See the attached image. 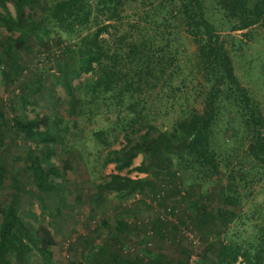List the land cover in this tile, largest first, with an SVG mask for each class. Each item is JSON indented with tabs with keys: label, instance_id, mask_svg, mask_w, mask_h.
Instances as JSON below:
<instances>
[{
	"label": "trees",
	"instance_id": "obj_1",
	"mask_svg": "<svg viewBox=\"0 0 264 264\" xmlns=\"http://www.w3.org/2000/svg\"><path fill=\"white\" fill-rule=\"evenodd\" d=\"M9 1L14 14L5 0H0V26L5 31V36L0 35L3 81L14 82L23 71L21 52L28 48L29 38L47 49L45 37L56 29V45L64 55L59 81L67 94L66 115L77 120L82 114H94L101 105L115 110L117 118L113 124L125 130L128 144L110 149L105 161L114 162L120 170L130 165L134 153L143 154L141 162L130 169L151 176L132 178L110 172L97 185L98 190L108 185L118 194L140 192L145 187L152 190L156 180L164 179L157 187L165 192L159 201L163 209L157 212L152 231L158 223L177 228L171 221L177 208L175 202L179 201L175 200L171 207L165 204L172 193L183 202L184 216L193 231L190 233L203 244L195 253L197 264H236L239 257L245 264L258 261L264 238L256 236L255 242L243 248L227 237L226 230L230 223L243 217L241 202L247 197L244 187L248 173L264 166V116L248 88L237 78L213 19L221 17L235 30L255 24L264 27V0H159L155 4L141 0L152 3L151 8L135 14L133 21L123 13L126 0ZM182 31L195 45L192 55L186 53ZM82 72L91 76L72 85L71 78ZM195 81L203 93L201 110L186 105L165 128L151 122L149 101L165 95L164 102L172 106L175 102L169 98ZM24 84L30 90L40 87ZM25 90L21 87L17 94L23 102L27 100ZM4 103L0 101V188L7 184L9 191L7 200L0 199V264H52L54 238L46 227H35L24 218L21 199L35 188L43 199L56 203L60 214L57 192L61 186L53 177L64 176L72 167V160L62 158L56 164L43 158L52 151L50 143L63 147L69 125L59 115L23 118L12 106L9 114ZM222 110L240 114L241 130L248 140L234 164L213 144ZM142 128L145 133L132 142L128 133ZM105 132H94L103 144L107 143ZM19 135L26 148L22 167L16 166L20 156L12 150L13 145L18 146L15 141ZM30 142L33 147L27 144ZM5 148L9 150L7 154H3ZM184 182L187 185L181 189ZM118 223L116 229L124 232L126 222ZM178 223L185 221L180 217ZM188 239L193 244V239ZM191 250L184 248L185 257L175 264H188ZM121 251L112 250L104 242L94 252V264H126L130 256ZM33 252L37 261H33ZM149 262L164 264L157 257ZM66 264L79 263L71 258Z\"/></svg>",
	"mask_w": 264,
	"mask_h": 264
},
{
	"label": "rangeland",
	"instance_id": "obj_2",
	"mask_svg": "<svg viewBox=\"0 0 264 264\" xmlns=\"http://www.w3.org/2000/svg\"><path fill=\"white\" fill-rule=\"evenodd\" d=\"M52 1L46 0V2ZM158 2L159 0H152L153 4ZM5 3L9 11L14 14L13 4L9 0H5ZM152 3L126 0L123 13L129 14L128 18L133 21L136 18L135 14L151 8ZM0 10L2 11L1 6ZM103 17V15L100 16V18ZM126 20L124 17L125 22ZM213 20L217 32L220 33L228 49L237 78L248 88L264 116V27L255 24L245 29L235 30L231 29L230 24L221 17ZM85 31L87 30L84 29L83 32ZM182 33L186 53L194 54L195 45L191 38L184 31ZM0 35L5 36L2 26H0ZM57 36L58 31L54 29L45 37L47 49L34 41L33 37L29 38L28 48L21 52L24 69L14 82L5 83L0 72V101L5 102L4 106H7L6 109L4 107L5 111L11 114L12 106L23 118L59 115L63 123L69 125L63 147L50 143L52 151L43 158L46 162L56 164H59L62 158L72 160V167L64 176L53 177V180L61 186L57 192L60 214L56 212V203L50 199L49 201L43 199L37 194L35 188H32V192L23 195L21 199L24 218L35 227L43 225L54 238V244L51 246L52 264H66L71 258L77 260L79 264H94V252L104 242L109 244L112 250L121 249L122 253L129 254L130 259L126 264H150V259L156 257L164 264L166 262L175 264L185 257L183 249L187 247L192 248L189 251L188 264H197L196 254L203 248V244L199 243L201 239L193 241V244L188 239L190 232H193L190 229L191 225L184 216L183 202L172 193L166 198L165 204L171 207L178 199L179 202H175L177 206L175 215H172L174 220L171 221L177 228L173 229L169 223H158L156 229L151 230L157 218V212L163 209L159 201L165 192L161 193L157 187L165 182L164 179L156 180L152 190L145 187L140 192L135 190L131 193L118 194V190L111 185L106 186L102 191L98 190L97 185L104 182L110 172H119L132 178L151 175L148 172L130 169L143 159V154L140 152L134 153L130 159V165L120 170L115 168L114 162L105 161V156L110 149H118L128 144L124 136L125 130L113 124L117 118L115 110H108L101 105L94 109V114L89 116L86 113L82 114L77 120L66 115L67 94L59 81L61 76L59 68L64 63V55L56 45ZM8 67L11 68L10 64ZM89 76H91L90 73L82 72L80 76L72 77L71 83L75 86ZM39 77H41L40 82ZM24 83L40 84V87L39 89L33 87L34 89L30 90ZM20 86L26 89L27 100L24 102L17 96ZM197 86L196 81L188 82L175 97L169 98V101L175 102L172 106L164 102L165 95L156 96L153 101H149L151 122L158 128H165L170 126L186 105L201 110L203 93ZM39 127L43 128V125ZM226 127L230 130H226ZM99 129L106 130L107 143L105 144L94 135V132ZM241 129L239 113L235 110L220 112L213 134V144L215 150H221L222 155L231 159L232 163L243 154L248 142ZM144 133L145 128H142L128 134L133 142L137 136ZM15 142L18 146L13 145L12 150L20 156L15 164L22 167L26 148L20 135ZM27 144L33 147V143ZM8 151V148H5L3 154H7ZM8 163H11L10 160ZM221 170L224 171V167ZM247 178V185L244 187L247 197L241 202L243 217L230 223L226 230L227 237L243 248L248 247L251 241L255 242L256 236L264 238V166L256 171H250ZM186 185L184 182L181 189H184ZM8 191L7 184L0 188L2 201L7 200ZM61 196L63 199L59 200ZM180 217L185 223H178ZM119 220L125 221L127 226L122 233L116 229L119 226ZM254 251L252 250V253ZM33 256V261H37L36 252H33ZM236 264H245L244 259L239 257ZM253 264H264L263 246L259 249L258 261Z\"/></svg>",
	"mask_w": 264,
	"mask_h": 264
},
{
	"label": "built area",
	"instance_id": "obj_3",
	"mask_svg": "<svg viewBox=\"0 0 264 264\" xmlns=\"http://www.w3.org/2000/svg\"><path fill=\"white\" fill-rule=\"evenodd\" d=\"M190 238H192V239H193V241H196V239H195V238H193L192 234H190Z\"/></svg>",
	"mask_w": 264,
	"mask_h": 264
}]
</instances>
